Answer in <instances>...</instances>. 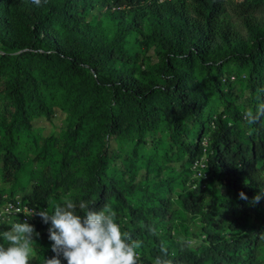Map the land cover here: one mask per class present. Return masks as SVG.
Returning <instances> with one entry per match:
<instances>
[{
	"label": "rangeland",
	"instance_id": "374dc122",
	"mask_svg": "<svg viewBox=\"0 0 264 264\" xmlns=\"http://www.w3.org/2000/svg\"><path fill=\"white\" fill-rule=\"evenodd\" d=\"M242 1L227 0L226 16L253 47L255 33L242 20ZM10 4L11 14L1 18L15 26L19 6L14 0ZM109 11L107 5L97 4L84 22L111 34L115 23ZM252 16L264 29V6ZM153 30L152 21L144 19L127 35L122 43L125 59L116 65L156 98L159 107L152 119L141 121L129 103L113 101L112 92L95 80L92 69L73 71L67 60H47L42 57L45 49L28 47L26 39L14 47L0 40V197L24 198L40 185L51 193L47 205L38 210L52 211L64 197L89 200L101 190L118 188L126 202L111 199L118 222L128 231L144 226L143 218L133 213L140 210L157 222L158 235L172 249L187 242L193 250L201 251L208 244L206 229L223 239L264 229V210L258 215L250 213L245 227L231 229L226 216L236 208L239 196L228 189L219 173H209L207 160L221 130L213 119L235 128L244 140L264 126L263 118L262 124L249 125L243 116L249 108L255 112L261 103L263 57L248 63L235 57L208 63L195 56L185 59L165 50L152 37ZM15 57L27 76H21ZM174 68L185 70L194 79L202 109L197 117L184 115L179 122L174 121L170 105L161 96L162 87L174 78ZM110 109L118 126L110 120ZM189 146L201 150L192 153ZM197 158L207 160L202 171L194 165ZM193 200L200 203V212L187 207ZM163 208L168 210L164 217L154 216V210ZM35 218L33 225L41 221L38 214ZM0 223V230L10 229L9 224ZM50 226L42 227L35 237L37 259L32 264H40L44 255L43 236L51 242ZM138 239L143 242L139 253H148L150 242L144 235ZM261 260L264 264V246Z\"/></svg>",
	"mask_w": 264,
	"mask_h": 264
},
{
	"label": "trees",
	"instance_id": "16d2710c",
	"mask_svg": "<svg viewBox=\"0 0 264 264\" xmlns=\"http://www.w3.org/2000/svg\"><path fill=\"white\" fill-rule=\"evenodd\" d=\"M11 1L0 0L2 42L14 47L26 39L28 47L44 48L42 57L47 60H67L73 71L92 69L95 80L104 83L112 92L113 101L129 103L140 121L151 120L159 105L151 91L143 90L128 71L117 70L116 65L120 59H125L123 41L144 19L151 20L154 25L152 37L174 56L185 59L195 56L203 63L225 57H235L241 63H248L263 57L260 60L264 63V29L252 16L254 10L264 6V0H243L240 3L242 20L255 33L256 44L253 47L248 46L247 40L227 18V0H47L41 6L32 0H14L19 6L14 15L15 26L1 18L11 14ZM97 4L107 5L110 9L109 18L115 23L111 34L100 32L97 27L84 22L85 15ZM15 61L21 76H27L28 72L16 57ZM172 72L174 78L162 87L161 96L170 105L174 121H181L184 115L197 117L202 109L194 79L183 69L174 68ZM259 93L262 103L264 89ZM109 117L114 126H118L119 120L111 109ZM212 123L221 130L209 150V173H219L234 194L239 196L243 191L248 197L247 200L239 198L231 215L226 216L231 229L238 230L247 225L250 213L258 215L264 210V196L258 204L252 203L253 197L264 190V126H260L249 140H244L235 128L227 127L220 119L215 118ZM259 123L262 124L263 120ZM189 149L196 153L201 147L189 146ZM6 159L13 161L10 156ZM50 193L49 189L37 185L24 200L39 211V207L47 205ZM113 197L126 204L125 196L118 188L101 190L98 197L89 200H95V208L99 210L104 203L110 204ZM2 199L0 197V201ZM187 207L193 212L202 210L197 200L189 202ZM167 212L166 208L157 209L154 216L164 217ZM133 213L142 217L145 224L130 230V234L134 239L144 235L151 245L148 253L140 254V264H153L158 256L164 255L160 251L162 237L149 231L150 228L157 231L158 224L140 210L135 209ZM46 225L41 219L34 226L38 232ZM206 232L208 244L201 251L197 252L183 242L174 249L167 246L166 258L172 264H263L264 229L245 232L235 239H223L211 229H206ZM43 241L46 249L40 264L56 255L51 250L52 242H47L45 236ZM60 259L62 264H67L62 256Z\"/></svg>",
	"mask_w": 264,
	"mask_h": 264
},
{
	"label": "clouds",
	"instance_id": "9594fccd",
	"mask_svg": "<svg viewBox=\"0 0 264 264\" xmlns=\"http://www.w3.org/2000/svg\"><path fill=\"white\" fill-rule=\"evenodd\" d=\"M41 6L47 0H32ZM259 99V97H258ZM249 125L264 118V102L259 103L255 112L251 108L243 113ZM264 196V190L253 197L252 203L258 204ZM241 200H247L246 193H239ZM95 200H74L62 198L52 211L40 210L39 213H25L27 216L38 214L43 223L49 224L48 238L52 242L51 250L56 255L46 258L44 264H62V256L67 264H140L139 249L143 242L134 239L130 232L117 220V212L111 204L104 203L97 210ZM18 213V212H17ZM11 208L0 210V216L14 215ZM9 230H0V264H32L37 257L34 254L35 237L40 235L35 226L27 220L23 222H4ZM3 224V223H0ZM153 235L159 233L150 228ZM7 245V246H6ZM158 256L153 264H172L167 259L168 248L162 242Z\"/></svg>",
	"mask_w": 264,
	"mask_h": 264
},
{
	"label": "built area",
	"instance_id": "2783aa9c",
	"mask_svg": "<svg viewBox=\"0 0 264 264\" xmlns=\"http://www.w3.org/2000/svg\"><path fill=\"white\" fill-rule=\"evenodd\" d=\"M207 149V146L204 148ZM195 167L202 171L207 166V160L202 158H197L194 162ZM11 208L12 211L16 214L10 215V216H0V221L3 222H23L24 220H27L29 223H32L37 214L32 216H27L25 213H33L37 210L35 207L31 206L30 203L27 200H24L20 195H14L12 197L3 198L0 201V210ZM18 212V213H17Z\"/></svg>",
	"mask_w": 264,
	"mask_h": 264
}]
</instances>
